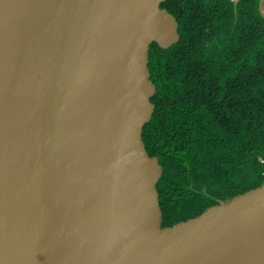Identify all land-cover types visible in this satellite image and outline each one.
Here are the masks:
<instances>
[{
  "label": "water",
  "instance_id": "1",
  "mask_svg": "<svg viewBox=\"0 0 264 264\" xmlns=\"http://www.w3.org/2000/svg\"><path fill=\"white\" fill-rule=\"evenodd\" d=\"M165 1L0 0V264H264V186L156 234L140 131L147 46L180 39Z\"/></svg>",
  "mask_w": 264,
  "mask_h": 264
},
{
  "label": "trees",
  "instance_id": "2",
  "mask_svg": "<svg viewBox=\"0 0 264 264\" xmlns=\"http://www.w3.org/2000/svg\"><path fill=\"white\" fill-rule=\"evenodd\" d=\"M260 0H166L179 24L169 48L150 42L155 105L140 131L163 167L156 234L264 186V17Z\"/></svg>",
  "mask_w": 264,
  "mask_h": 264
}]
</instances>
